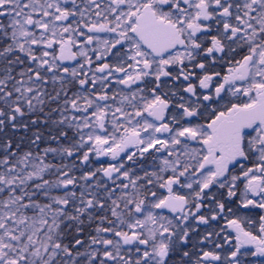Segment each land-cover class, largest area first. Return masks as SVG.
Listing matches in <instances>:
<instances>
[{"label": "snow or ice", "instance_id": "snow-or-ice-1", "mask_svg": "<svg viewBox=\"0 0 264 264\" xmlns=\"http://www.w3.org/2000/svg\"><path fill=\"white\" fill-rule=\"evenodd\" d=\"M0 264H264V0H0Z\"/></svg>", "mask_w": 264, "mask_h": 264}]
</instances>
